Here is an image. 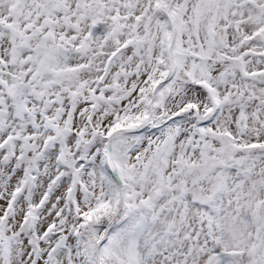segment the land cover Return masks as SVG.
<instances>
[{
	"label": "snow or ice",
	"instance_id": "obj_1",
	"mask_svg": "<svg viewBox=\"0 0 264 264\" xmlns=\"http://www.w3.org/2000/svg\"><path fill=\"white\" fill-rule=\"evenodd\" d=\"M0 264H264V0H0Z\"/></svg>",
	"mask_w": 264,
	"mask_h": 264
}]
</instances>
